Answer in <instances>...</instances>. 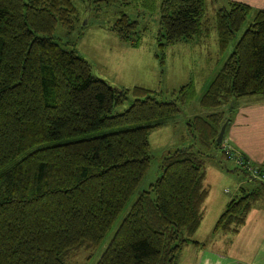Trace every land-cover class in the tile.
<instances>
[{
    "label": "trees",
    "instance_id": "trees-1",
    "mask_svg": "<svg viewBox=\"0 0 264 264\" xmlns=\"http://www.w3.org/2000/svg\"><path fill=\"white\" fill-rule=\"evenodd\" d=\"M92 1L96 11L127 4ZM246 22L198 100L214 112L187 119L193 144L162 156L161 175L133 203L95 264H177L186 246L203 247L193 237L209 194L205 162L219 155L223 168L229 159L224 137L216 143L220 127L230 123L240 99L264 97L263 10L161 0L155 34L161 63L166 47L199 42L212 29L223 55ZM77 24L72 0H0V264H69L75 252L97 249L149 169V134L173 122L195 93L191 81L164 98L94 77L76 41L66 42L68 49L54 39L57 27L69 35ZM108 29L130 48L150 31L124 12ZM128 100L127 109L114 112ZM263 191L241 187L212 234L237 233Z\"/></svg>",
    "mask_w": 264,
    "mask_h": 264
},
{
    "label": "rangeland",
    "instance_id": "rangeland-1",
    "mask_svg": "<svg viewBox=\"0 0 264 264\" xmlns=\"http://www.w3.org/2000/svg\"><path fill=\"white\" fill-rule=\"evenodd\" d=\"M72 1L79 11L77 28L69 35H65V31L57 27L54 39L59 45L68 49H70V46L65 45V43L72 40L76 41L74 48L87 61L94 77L118 89L132 90L135 87H141L164 92L163 95H166L164 98H168L169 92L178 90L190 81L193 82L195 90L191 101L181 107V113L173 122L170 121L165 126L149 134L148 141L151 155L149 169L102 244L93 251L79 250L72 254L69 260V264H95L133 203L161 175L160 163L162 156L168 150L193 144V139L186 134V121L193 116H203L205 109L199 106L198 100L207 86L198 83L197 79H193L190 72L197 70L195 66L206 60L205 55H207V52H212L214 46H212V42L207 47L195 45V42L170 45L163 50V63H161L160 58L155 57L156 54H160L155 42V34L158 28L157 16L161 0H126L127 4L124 6L118 4L110 7L101 4L100 11L95 10L97 4L93 3L92 0ZM119 12H124L131 20L138 21L139 28L148 26L150 31H147L141 37L140 47L130 48L126 46L115 34L109 31L108 27L115 22ZM209 12L211 15L210 8ZM86 13H88V16L85 23ZM247 26L248 22L244 24L228 47L227 57ZM212 33L214 32L212 31ZM212 37L214 38V34H212ZM130 102L131 100L126 101L123 105L115 108L114 112L124 111L129 107ZM225 109L226 107L223 108V110ZM219 159L218 155L216 159H207L205 162L206 177L204 184L209 190V196L203 207L205 209L201 225L202 230L205 228L203 233L206 229L209 230L212 224L214 226L217 220L214 219L217 214L215 212L217 200L220 202L222 199L229 201L235 198L240 194L239 186L241 184L247 190L254 187V183L246 182L245 174L233 162L226 161L222 168L218 163ZM215 166L219 170L214 168ZM256 206H258L256 212H264V193ZM215 235L209 233L208 236L214 238ZM203 246L205 245L203 244ZM182 257L185 259V264H196L197 255L192 248L186 250ZM182 257L180 259L179 256L178 261L180 259V262H182L184 260Z\"/></svg>",
    "mask_w": 264,
    "mask_h": 264
},
{
    "label": "crops",
    "instance_id": "crops-1",
    "mask_svg": "<svg viewBox=\"0 0 264 264\" xmlns=\"http://www.w3.org/2000/svg\"><path fill=\"white\" fill-rule=\"evenodd\" d=\"M216 1L221 5H224L227 1L242 3L252 10L264 11V0H215V3ZM212 31L214 33H212ZM211 33L214 34V38H211ZM210 42H212L214 49H212V52H207V55H205L206 60L195 66L197 70L190 72L193 79H197L198 83L205 86H208L225 63L228 50L227 49L223 55L219 53L217 34L213 29L210 31V35L207 38L201 39L194 44L200 47H207ZM182 43L188 44L185 42H181V44ZM194 44L190 45L193 46ZM212 112L214 111L205 110L203 116ZM226 146H228L230 150L232 149L234 153L243 155L250 163L256 165L264 172V97H248L238 101L231 121L225 130L223 147ZM214 168H216V166ZM246 182L254 183L252 189L258 187L264 188L261 182L250 180L247 176ZM241 185L239 189L242 187ZM229 201L222 199V201L218 202L217 200L215 211L217 214L214 219L219 218L221 215H219V213H221V211L223 212L225 205ZM256 204L248 214L245 223L239 228L238 232L234 234H216L214 238H210L208 235L209 233L212 235L214 226H212V224L209 230L206 229L203 233L205 228L203 230L201 229L202 220L193 239L205 246L199 249L192 245L186 246L180 254V259L186 250L192 248L193 252L197 255L196 264H264V212H256L258 207ZM204 210L203 208V213ZM180 259L177 264H185V259L183 258L184 260L182 262H180Z\"/></svg>",
    "mask_w": 264,
    "mask_h": 264
},
{
    "label": "built area",
    "instance_id": "built-area-1",
    "mask_svg": "<svg viewBox=\"0 0 264 264\" xmlns=\"http://www.w3.org/2000/svg\"><path fill=\"white\" fill-rule=\"evenodd\" d=\"M224 149L228 159L233 161L237 167L249 173L252 178L264 181V172L260 171L257 166L253 165L249 161H244L242 157L233 153L228 146L224 147Z\"/></svg>",
    "mask_w": 264,
    "mask_h": 264
},
{
    "label": "water",
    "instance_id": "water-1",
    "mask_svg": "<svg viewBox=\"0 0 264 264\" xmlns=\"http://www.w3.org/2000/svg\"><path fill=\"white\" fill-rule=\"evenodd\" d=\"M87 16H88V13H86L85 17H84V22L86 23V20H87ZM85 25V24H84ZM227 124H228V120H226L222 126L220 127V130H219V133H218V136L216 138V143L217 144H221L222 141H223V137H224V134H225V130H226V127H227Z\"/></svg>",
    "mask_w": 264,
    "mask_h": 264
}]
</instances>
